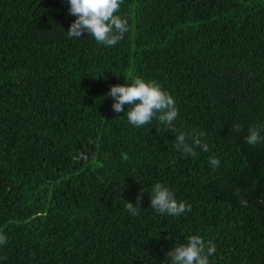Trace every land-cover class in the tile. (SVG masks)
Segmentation results:
<instances>
[{"label":"trees","instance_id":"trees-1","mask_svg":"<svg viewBox=\"0 0 264 264\" xmlns=\"http://www.w3.org/2000/svg\"><path fill=\"white\" fill-rule=\"evenodd\" d=\"M68 9L0 0V264H163L191 235L210 264H264V143L244 139L264 126V0H123L115 46L70 38ZM135 77L174 97L173 130L112 110ZM193 131L209 151L186 157L175 137ZM155 183L191 211L157 213Z\"/></svg>","mask_w":264,"mask_h":264},{"label":"clouds","instance_id":"clouds-1","mask_svg":"<svg viewBox=\"0 0 264 264\" xmlns=\"http://www.w3.org/2000/svg\"><path fill=\"white\" fill-rule=\"evenodd\" d=\"M69 14L75 17L70 24L67 35L70 38H79L82 34L88 33L95 41L104 46H115L123 39L128 31V21L118 15L123 0H67ZM115 101L112 110L116 113L125 112L127 106V120L137 128L150 124L157 119L167 130L174 129V121L179 115L174 97L164 90L160 83L155 80H145L141 77L131 79L126 85L111 86L106 94ZM233 131H240L241 125L234 123ZM264 126H250L245 136V143L255 146L264 143ZM204 132H179L175 137V147L185 156H196V148L203 152L209 151V145L202 142ZM191 140V143L188 141ZM122 160H128L127 153H121ZM220 159L211 157L209 164L213 169L220 165ZM239 198L241 206H247V199L241 196V190L235 193ZM140 195L137 196V203L134 206L126 202L127 211L133 216L138 214L140 209ZM151 208L157 213L169 216H180L191 211V206L185 202H178L174 192L161 183H155L152 187L150 197ZM7 243V236L0 231V246ZM216 252L215 244L209 240L205 241L199 235H191L186 242L178 244L166 253L167 259L163 264H210L209 257Z\"/></svg>","mask_w":264,"mask_h":264}]
</instances>
